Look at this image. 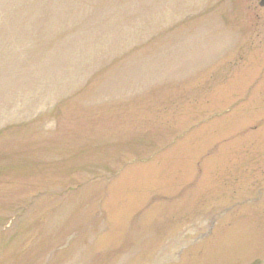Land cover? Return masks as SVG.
I'll use <instances>...</instances> for the list:
<instances>
[{
    "label": "rangeland",
    "instance_id": "374dc122",
    "mask_svg": "<svg viewBox=\"0 0 264 264\" xmlns=\"http://www.w3.org/2000/svg\"><path fill=\"white\" fill-rule=\"evenodd\" d=\"M0 264H264V8L0 0Z\"/></svg>",
    "mask_w": 264,
    "mask_h": 264
},
{
    "label": "water",
    "instance_id": "95a60500",
    "mask_svg": "<svg viewBox=\"0 0 264 264\" xmlns=\"http://www.w3.org/2000/svg\"><path fill=\"white\" fill-rule=\"evenodd\" d=\"M248 1H253V0H248ZM258 1H260V6L264 7V0H258Z\"/></svg>",
    "mask_w": 264,
    "mask_h": 264
}]
</instances>
